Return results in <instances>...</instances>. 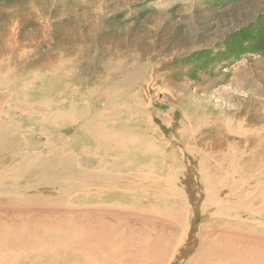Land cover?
Returning <instances> with one entry per match:
<instances>
[{
    "label": "bare ground",
    "instance_id": "obj_1",
    "mask_svg": "<svg viewBox=\"0 0 264 264\" xmlns=\"http://www.w3.org/2000/svg\"><path fill=\"white\" fill-rule=\"evenodd\" d=\"M11 28L0 39V200H4L0 201V264L166 263L186 237L190 240L180 214L184 209L187 213V204L194 199L187 179L182 187L172 171L165 176L164 164H170L169 154L177 150L156 135L137 136L127 121L130 112L124 113L125 120L111 111L116 98L109 92L100 95L98 84L87 89L81 76L77 89L87 104L60 99L65 95L60 91L64 81L48 77L42 69L48 62L37 68L33 60L24 70L22 63L13 62L21 45L14 43L18 26ZM63 64L54 61V73L72 81L75 76H69ZM105 76H98L100 86ZM46 86L58 87L60 93L51 98ZM67 87V98L77 101L73 84ZM28 92L40 99L25 101ZM87 97L93 101L103 97L102 109V103L92 105ZM261 120H255L252 112L244 120L232 116L230 125L216 121L214 128L239 138L241 149L234 151L226 136L203 139L195 148L198 157L211 155L199 157L204 167L197 175L205 196L203 212L215 206L209 216L219 224L216 227L218 221H213L200 229L196 252L186 264H264ZM35 134L50 139L44 149L38 150L32 140ZM61 179L75 184L69 187L74 195L69 194V199L68 191L60 189ZM59 189L62 199L57 200ZM9 196L30 202L39 196L38 205L49 210L25 212L22 205L6 199ZM167 198L173 199V206L162 210L155 206ZM173 211H178L174 218Z\"/></svg>",
    "mask_w": 264,
    "mask_h": 264
},
{
    "label": "rangeland",
    "instance_id": "obj_2",
    "mask_svg": "<svg viewBox=\"0 0 264 264\" xmlns=\"http://www.w3.org/2000/svg\"><path fill=\"white\" fill-rule=\"evenodd\" d=\"M12 25L19 28L14 43L21 45L13 62L22 63L21 70L31 67L33 60L37 68L48 62L42 69L52 80L64 81L60 91L65 95L60 99L70 102L87 104L77 89L82 84L78 76L86 80L89 90L98 84L100 95L109 92L116 98L111 111L120 117L130 112L125 120L137 136L156 135L177 150L176 155L169 154L170 164H164L165 176L172 171L182 187L187 179L195 200H189L187 213L184 209L180 214L190 240L186 237L181 242L185 249L179 246L163 264H186L196 252L200 229L218 221L209 216L215 206L203 212L205 196L197 175L204 167L199 165V157L211 155L206 152L198 157L195 148L203 139L223 140L226 136L235 145L234 151L241 149L239 138L214 128L216 121L230 125L232 116L244 120L252 112L255 120L264 119V0H0V39L9 35ZM50 60L64 63V71L75 78L58 76ZM101 74L106 79L100 86ZM71 83L77 101L67 98ZM46 88L51 98L60 93L58 87ZM39 99L35 92H28L25 101ZM87 100L94 105L105 99ZM102 107L103 103L100 110ZM46 138L33 136L38 150L50 142ZM59 184L68 191L67 199L69 194L74 196L70 190L73 181L61 179ZM60 189L57 200L62 199ZM6 199L31 214L49 210L38 205L39 196L36 202L22 197ZM168 200L155 206L160 210L173 206V199ZM177 212L171 216L176 217Z\"/></svg>",
    "mask_w": 264,
    "mask_h": 264
}]
</instances>
